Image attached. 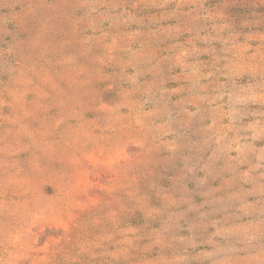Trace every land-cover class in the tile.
<instances>
[{
  "label": "rangeland",
  "instance_id": "1",
  "mask_svg": "<svg viewBox=\"0 0 264 264\" xmlns=\"http://www.w3.org/2000/svg\"><path fill=\"white\" fill-rule=\"evenodd\" d=\"M0 264H264V0H0Z\"/></svg>",
  "mask_w": 264,
  "mask_h": 264
}]
</instances>
